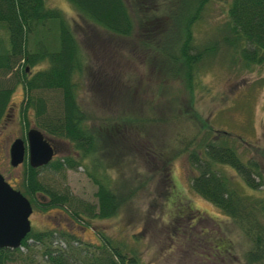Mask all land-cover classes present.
<instances>
[{"label":"trees","instance_id":"16d2710c","mask_svg":"<svg viewBox=\"0 0 264 264\" xmlns=\"http://www.w3.org/2000/svg\"><path fill=\"white\" fill-rule=\"evenodd\" d=\"M66 1L81 20L116 38L137 35L141 48L154 57L159 76L169 81L182 78L189 88L196 76L197 64L210 60L215 53L216 41L236 52L244 63L264 59V0H226L225 20L216 27L217 35L199 44L192 42V27L208 0ZM78 27V23L73 27L58 8L45 6L43 0H0V30L4 35V38L0 35V120L7 112L11 91L18 84L23 92L18 106L23 128H27L25 112L31 108L34 125L47 135L64 139L75 152V155L56 157L37 167L22 161L19 186L14 188L27 198L31 208L43 210L47 206H64L68 217L76 220L81 217L80 213L98 218L112 216L125 200L117 189L111 188L104 174L102 168L109 164L98 162L95 153L103 150L105 142H120L125 151L131 152V147L137 148L136 135L143 137L145 124L155 121L143 112L140 104L138 110L123 104L119 91L124 92L114 85L117 78L112 74L100 67L90 70L87 53L78 40ZM18 59L21 63L13 68ZM35 65L39 68L26 75L25 67ZM81 78L86 79L88 98L103 104L110 116H102L94 122L93 110L87 111L79 105L76 88ZM103 78L107 82H98L96 88V80ZM106 91H112L113 98L109 95L97 97ZM43 94H48L50 101L54 99L52 105L46 102ZM148 106L150 112L153 104L149 102ZM195 130L199 138L191 140L189 137L186 145H191L190 148H180V151L186 150L188 164L194 168L189 176L190 189L240 228L250 242L243 254L244 261L264 264V195L238 192L224 173L212 167L213 163L227 165L241 185L255 190L262 181L255 161L240 159L224 139L207 137L211 130L205 122L198 123ZM148 144L150 146H144L145 152L147 148L152 149L151 143ZM158 154L161 159H169V155L164 156L160 150ZM79 165L86 168L85 173L95 185L94 202L75 199L66 189L49 188L38 179V172L43 168L63 171ZM97 233V243H89L79 241L65 229L28 230L20 239L21 248L0 247V264L136 263L135 254L127 256L124 253V242L112 243L102 232ZM88 244H92L89 245L92 249ZM37 254L40 261L36 259Z\"/></svg>","mask_w":264,"mask_h":264},{"label":"rangeland","instance_id":"374dc122","mask_svg":"<svg viewBox=\"0 0 264 264\" xmlns=\"http://www.w3.org/2000/svg\"><path fill=\"white\" fill-rule=\"evenodd\" d=\"M43 1L45 6L61 10L73 27L79 24L77 36L87 53L90 70L100 67L112 74L117 78L114 85L124 92L119 91L125 97L121 96L123 104L135 110L140 104L143 112L155 121L145 124L143 137L136 135L137 148L131 147V152L125 151L120 142H105L103 150L95 153L98 162L109 164L102 169L111 188L125 198L112 216L98 218L80 213L81 217L76 220L68 217L64 206H47L43 210L32 207L30 230L65 229L79 241L89 243H97V232H102L112 243L124 242L126 251L123 252L127 256L135 254L133 264H255L243 259L250 242L240 228L190 189L189 176L194 168L188 164L186 150L180 151V148H190L191 145H186L188 138L198 139L199 132L195 129L198 123L205 122L211 130L207 137L224 139L240 159L255 161L261 185L255 190L246 188L225 164L213 163L214 170L224 173L238 192L264 195V59L244 63L236 52L216 41L215 53L210 60L197 64L196 76L189 88L182 78L169 81L159 76L154 57L141 48L140 39L134 33L130 38H116L81 20L66 0ZM226 3V0H208L192 27L194 44L207 42L217 35L216 27L225 20ZM0 35L4 38L1 30ZM20 63L18 59L13 68ZM36 68L38 65L26 67V75ZM80 80L76 88L79 105L93 110L94 122L102 116H110L103 104L88 98L86 79L77 82ZM100 81L105 83L107 79H97L96 88ZM32 93L37 95L36 91ZM43 95L49 102V95ZM108 95L113 98L112 91L99 93L97 97L107 98ZM22 97L21 87L14 85L7 112L0 120V173L13 187L19 186L23 163L10 166L7 148L14 137L24 138L26 129L18 118ZM53 102L54 99L49 104ZM149 102L153 104L150 112ZM25 119L27 127L35 126L31 108H27ZM41 133L55 147L51 159L75 155L64 139ZM148 143L152 149L147 148L145 152L144 146ZM159 150L164 156L169 155V159H161ZM85 172L86 168L81 165L63 171L46 167L39 170L38 179L49 188L66 189L75 199L94 202L95 185ZM89 245L92 244L87 245L92 249ZM36 259L40 261L41 257L37 254Z\"/></svg>","mask_w":264,"mask_h":264},{"label":"water","instance_id":"95a60500","mask_svg":"<svg viewBox=\"0 0 264 264\" xmlns=\"http://www.w3.org/2000/svg\"><path fill=\"white\" fill-rule=\"evenodd\" d=\"M26 158L31 167L45 164L52 149L40 131L30 127L25 132ZM23 140L15 137L8 146V163L16 165L23 157ZM31 206L27 198L12 188L0 174V247L14 248L29 230Z\"/></svg>","mask_w":264,"mask_h":264},{"label":"flooded vegetation","instance_id":"af4514ba","mask_svg":"<svg viewBox=\"0 0 264 264\" xmlns=\"http://www.w3.org/2000/svg\"><path fill=\"white\" fill-rule=\"evenodd\" d=\"M10 107H11V106H10ZM10 107H9V108H10ZM3 122H4V121H3ZM48 142H49V145L51 146V149H52V152H53L52 154L54 155V154H55V147H54L53 143H51L50 140H48ZM53 155H52V156H53Z\"/></svg>","mask_w":264,"mask_h":264}]
</instances>
